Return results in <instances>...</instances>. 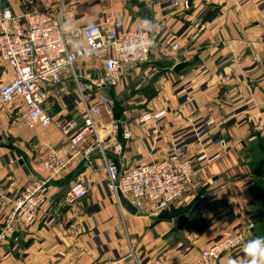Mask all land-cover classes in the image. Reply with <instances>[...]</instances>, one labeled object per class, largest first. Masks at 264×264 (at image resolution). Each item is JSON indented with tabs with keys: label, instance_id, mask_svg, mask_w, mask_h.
<instances>
[{
	"label": "crops",
	"instance_id": "0c3cea01",
	"mask_svg": "<svg viewBox=\"0 0 264 264\" xmlns=\"http://www.w3.org/2000/svg\"><path fill=\"white\" fill-rule=\"evenodd\" d=\"M60 1L67 28L101 22L111 13L119 31L140 26L161 35L148 63L129 69L115 87L93 88L110 109H102L97 124L104 150L89 163L74 159L50 186L34 221L11 231L4 223L23 181L40 175L46 148L64 140L53 127L25 126L16 102L0 106V264H194L224 231L252 224L241 247L209 262L250 264L245 245L264 238V217L253 222L251 215L252 202L264 198V0H188L186 7H172L169 0H51L53 6ZM3 8L16 16L23 11L19 0H0ZM51 12L57 15L56 7ZM172 44L177 48L171 50ZM178 63L187 66L175 73ZM94 64L75 68L86 83L102 74ZM0 67V83L10 81L11 70L1 61ZM50 95L55 119L81 120L71 78ZM162 109L159 122L139 123L142 113ZM207 118L216 124L196 144L193 129ZM176 149L190 158L220 156L197 170L168 211L155 213L145 204L140 216L125 212L107 189L103 156L124 170L160 162ZM77 181L88 192L66 203Z\"/></svg>",
	"mask_w": 264,
	"mask_h": 264
},
{
	"label": "built area",
	"instance_id": "2783aa9c",
	"mask_svg": "<svg viewBox=\"0 0 264 264\" xmlns=\"http://www.w3.org/2000/svg\"><path fill=\"white\" fill-rule=\"evenodd\" d=\"M23 11L20 16L8 9L0 12V61L11 70L10 81L0 83V106L16 102L19 120L28 128H55L64 140L60 147H47L39 162L40 175H30L23 181L12 211L6 216L4 231L15 226H29L38 211L48 202L52 182L59 179L76 158L89 163L90 156L103 151L97 124L103 119L105 103L96 99L93 88L117 86L129 69L150 61L151 50L161 35L159 29L149 30L136 26L119 31L111 13L101 22L80 28H67L63 22V5L56 6L51 0H19ZM172 7L187 6L185 0H169ZM56 7L57 15L52 14ZM177 48L172 44L170 49ZM87 61L100 65L98 75L86 83L75 71L77 65ZM95 67V66H94ZM69 77L75 83L81 120L76 117L55 119L51 110L54 105L50 91L55 90ZM164 109L142 113L139 123H157L165 117ZM212 118L203 120L193 129L194 142L202 143L214 128ZM115 132V131H114ZM125 138L129 137L126 133ZM114 150H120L114 145ZM104 155V154H102ZM219 154L184 157L180 149L174 150L160 162H140L134 167L120 170L103 156L106 180L114 194L118 189L137 210L152 206L164 212L179 200L194 174L219 158ZM88 192L84 181L75 182L65 195L66 203L81 200ZM253 225L242 229L224 231L221 238L204 248L194 264H209L223 254L241 247ZM4 232L0 234L3 235Z\"/></svg>",
	"mask_w": 264,
	"mask_h": 264
},
{
	"label": "water",
	"instance_id": "95a60500",
	"mask_svg": "<svg viewBox=\"0 0 264 264\" xmlns=\"http://www.w3.org/2000/svg\"><path fill=\"white\" fill-rule=\"evenodd\" d=\"M187 66V63H178L173 67V72L178 73L180 70H182L184 67ZM116 196L117 200L119 202L120 207L127 212L128 214L132 216H140L141 213L138 212L136 208H134L131 203L122 195V193L117 189L116 190ZM252 221L259 220L261 217H264V198L263 201L260 199L255 200V202H252ZM151 219L157 220V217H150ZM253 232V229H251Z\"/></svg>",
	"mask_w": 264,
	"mask_h": 264
},
{
	"label": "clouds",
	"instance_id": "9594fccd",
	"mask_svg": "<svg viewBox=\"0 0 264 264\" xmlns=\"http://www.w3.org/2000/svg\"><path fill=\"white\" fill-rule=\"evenodd\" d=\"M143 23L148 25L150 22L145 18ZM244 252L247 258H253L250 261V264H264V261L261 260V258L264 257V238L257 237L251 240L247 245H245Z\"/></svg>",
	"mask_w": 264,
	"mask_h": 264
},
{
	"label": "rangeland",
	"instance_id": "374dc122",
	"mask_svg": "<svg viewBox=\"0 0 264 264\" xmlns=\"http://www.w3.org/2000/svg\"><path fill=\"white\" fill-rule=\"evenodd\" d=\"M185 1H186L187 4H188V0H185ZM182 7H184V6H182ZM1 63H2V62H1ZM2 64H3V63H2ZM0 71H1V72L3 71V67H0ZM101 72H102V70H101ZM101 72H100V68H98V72H96V73H100V74H101ZM110 87H111V86H110ZM75 97H76V100L78 101L77 93H76ZM96 99H99V98L92 99L91 102H95ZM99 100H100V99H99ZM100 101H101V100H100ZM78 102H79V101H78ZM101 102H102V101H101ZM103 103H105V106L109 109V105H108V103H107L106 101L103 102ZM103 110H104V109H103ZM109 110H110V109H109ZM103 113H105V110L103 111ZM105 114H106V113H105ZM115 166H116V165H115ZM116 167H117V166H116ZM105 180H106V179H105ZM55 181H56V180H55ZM55 181H54V182H55ZM52 183H53V182H52ZM105 183H106L107 189H108L111 193H113L112 190H111V189L109 188V186H108V183H109V182L106 180ZM19 192H20V191H19ZM18 194H19V193H18ZM113 194H114V193H113ZM17 196H18V195H17ZM17 196H16V197H17ZM114 196L117 198L116 194H114ZM16 197H15V198H16ZM14 200H15V199H14ZM14 200H13V201H14ZM169 209H170V207H169L167 210H165V211H168ZM11 211H12V210H11ZM153 211H154V210H153ZM165 211H164V212H165ZM154 212H155V211H154ZM155 213H157V212H155ZM211 244H212V243H211ZM211 244H210V245H211ZM210 245H209V246H210ZM207 247H208V246H207Z\"/></svg>",
	"mask_w": 264,
	"mask_h": 264
}]
</instances>
